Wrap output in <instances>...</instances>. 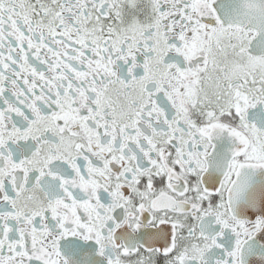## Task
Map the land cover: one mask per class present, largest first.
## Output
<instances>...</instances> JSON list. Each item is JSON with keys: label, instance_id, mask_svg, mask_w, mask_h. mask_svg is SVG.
I'll list each match as a JSON object with an SVG mask.
<instances>
[{"label": "snow or ice", "instance_id": "snow-or-ice-1", "mask_svg": "<svg viewBox=\"0 0 264 264\" xmlns=\"http://www.w3.org/2000/svg\"><path fill=\"white\" fill-rule=\"evenodd\" d=\"M0 264H264V0H0Z\"/></svg>", "mask_w": 264, "mask_h": 264}]
</instances>
